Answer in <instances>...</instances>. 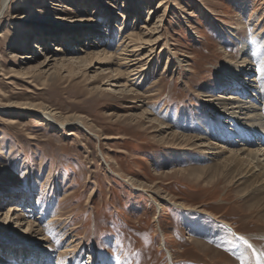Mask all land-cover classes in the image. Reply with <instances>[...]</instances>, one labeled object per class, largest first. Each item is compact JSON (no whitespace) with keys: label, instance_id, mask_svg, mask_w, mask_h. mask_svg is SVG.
Returning a JSON list of instances; mask_svg holds the SVG:
<instances>
[{"label":"rangeland","instance_id":"rangeland-1","mask_svg":"<svg viewBox=\"0 0 264 264\" xmlns=\"http://www.w3.org/2000/svg\"><path fill=\"white\" fill-rule=\"evenodd\" d=\"M67 1L63 6L71 7L73 2ZM162 1L84 0L82 13L60 7L57 12L65 13L46 21L34 15V8L47 7L50 0H8L0 15V254L3 246L33 252L43 246L42 264H237L241 258H233L230 245L219 246L210 238L215 226L229 237L243 238L254 259L259 257L249 241H257L255 235L263 231L256 222L261 213L241 212L248 208L240 199L243 186L200 174L197 168L210 165V157L202 159L181 147L183 138L207 134L216 145H228L214 131L233 125L204 101L237 92L225 91L217 80L228 63L242 61L243 44L252 64L261 65L251 67L264 77V0H165L160 47L165 44L166 50L157 54L140 84L123 90L125 95L116 94L122 89L106 82V73L116 66L97 65L96 55L86 53L115 51L117 40L130 30L154 24ZM124 3L129 5L127 19L121 17ZM93 7L103 8L101 19L91 15ZM21 16L32 22L17 20ZM27 27L32 31L28 38L20 29ZM40 33L47 44L43 53L35 45ZM94 33L103 34L102 40ZM55 46L67 49L55 52ZM50 57L44 68L42 62ZM70 57L78 59L61 68L58 59ZM8 101L51 110L58 121L81 117L82 125L59 127L34 111L7 108ZM9 118L18 122L8 124ZM238 138L233 148L259 147H238L249 140ZM24 192L31 194L36 209L18 213L29 216L40 235L4 220L11 206L21 208L18 202L27 199L9 201L7 195ZM197 239L208 247L205 252L192 243ZM257 244L264 248V240ZM211 248L218 251L215 256Z\"/></svg>","mask_w":264,"mask_h":264},{"label":"bare ground","instance_id":"bare-ground-1","mask_svg":"<svg viewBox=\"0 0 264 264\" xmlns=\"http://www.w3.org/2000/svg\"><path fill=\"white\" fill-rule=\"evenodd\" d=\"M62 1H67V0H50V2L48 3L49 5H46L47 7L40 6L36 8L37 6H35L34 15H37V17H40V18L43 16L44 18H46V21H48V18L50 17L49 20H51L55 18L56 16H58L59 14L65 13L61 11L57 12L58 8L64 7L62 4ZM70 1L73 2V5H71V7L65 6L64 8H66V10H68L71 13L73 12L75 13L76 11L80 12L81 5L84 3L83 2L84 0H70ZM75 2H78V4H75ZM7 3H8V0L1 1L0 15L2 11L5 10V8L7 7ZM106 6H107V3H106ZM128 6H129L128 4L124 3L123 8L127 12L124 11L125 14L121 15L123 19L125 17L127 19L130 13ZM160 7L163 8L162 13L156 17V21L154 22V24H152L150 27L146 25H141L138 31L130 30V32L127 35L117 40V45H116L117 48L115 51L109 52V51H106V49L104 48L101 50H97L96 52L86 53L87 54L86 56L96 55L95 63L97 65L114 64L116 66L115 70L110 71L109 69V71L106 73V74H109L106 77V82H109V85L111 86H119L122 89L121 93H116V94L125 95V91L123 90H127V88L129 87H134L140 84V82H142L146 78L148 71H149L148 69L150 68V64L155 61V58L158 56L157 54L160 55V53L166 50L165 44L160 47L161 39L163 36L162 30L160 28L162 27V24L165 21L164 19L166 18V15H167V6L165 4V0H163L161 3L158 4L157 8H160ZM241 8L245 9L246 5L245 4L242 5ZM91 12H92L91 13L92 16H97L100 19H101V15L105 13L103 8H95V7L92 8ZM134 13L136 14V16L139 15L138 11H134ZM17 20H20V21L27 20L26 22L28 23L32 22V20L26 16L20 19H17ZM147 20L148 19H146V22ZM20 29H22L21 30L22 34H24L27 38L29 37V35L32 36V31L29 30L30 29L29 27L20 28ZM40 32L42 31L40 30ZM40 34L42 35V33ZM40 34H38V36L36 35V41H38L37 42L38 44H35V45L39 46L40 51H42L41 53H43L44 50L47 49L46 47L47 44H45L46 42L45 36L44 35L40 36ZM93 35L96 36L97 38L100 37V39L98 38L97 40H102L103 38L101 36L103 34L94 33ZM111 35L112 34H109L108 36L111 37ZM88 45L93 46V44H90V43ZM247 48L248 46L245 44L241 46L240 53H244L243 55H245L242 61L238 63H234V64L228 63L227 65L228 67L226 68L227 70L224 73H222V76L218 79L219 81L217 80L218 86L220 88L224 89L225 91L227 89L236 88L237 92L228 93V94H225V93L219 94L216 98L218 100H215L213 98V99H210L211 101L208 100L210 102L204 101L205 106L208 107V109L212 110V112L215 111L214 113L215 115L218 114L219 116H224L226 122L228 119L227 124L233 125L230 130L229 129L223 130L224 126H221V128L214 131V136H217L220 139L225 140L227 142L228 145L225 146L227 147V149H224L225 147L222 146V144L217 143L216 145V142L210 141V138L213 137L212 134H207L206 136L201 135L200 137L199 136H189L187 138H183L184 140L182 141V144L184 147H181V148H183L184 151L193 153L194 155L195 154L199 155V157L200 158L202 157V159H206L204 155H207L210 157L209 159L207 158V160H210V165L197 168L200 174L203 175L204 172H207L209 175H211L212 180H214L216 177H222V178L229 179L230 180L229 182L232 183L233 185L238 184L239 186H243L242 196H240L241 197L240 199H242L245 202H248V205H247L248 208L246 210H241V212L243 211V213L245 212L247 214L252 213V215L254 214L258 215L261 213L256 222H259V224L263 227L262 229L263 231H260L261 228H258V230L260 229L259 230L260 233L255 235V237L258 238L257 241L255 242L249 241V239L247 238L248 236L245 238H247L249 243L252 244L257 249L259 253V257H264V248H261L257 244L259 243V240H264V164H263L264 144H262L264 143L263 142L264 140L262 139V136L264 137V77L261 76L259 71L257 70L255 71L254 68L251 67L252 65L254 66L257 65V69H259L261 65L259 66L258 64H252L253 57H251V54L250 52H248L249 50ZM66 49H67L66 47L64 48L61 46H55L52 50H54L55 52L65 53ZM44 55L47 56L46 53ZM23 58H27V57L23 56ZM50 59L51 57L42 62L44 68L49 65V62L51 61ZM76 59L78 58L70 57L68 59L63 58V59H58V60H60V67L63 68L65 67V65H67V63L71 64L73 62H76L75 61ZM52 60H55V59H52ZM83 60H85V58L81 59V61ZM87 60L88 58L85 61ZM94 67L95 66H93V64L90 65V68H94ZM99 68L100 67L97 66L96 69L98 70ZM166 70H167V66H166ZM156 83L157 82H154L149 88H152L153 86H155ZM103 85L105 84L103 83ZM129 91L131 92L132 88L128 89V92ZM128 95L135 96L136 94L128 93ZM243 98H246V99L243 100ZM135 99H136L135 101L136 103L138 102L143 103L142 100L138 101L137 98ZM5 105L7 108H14V110L16 109L17 111H21V112L34 111L36 113H39L49 123H52V124L54 123L56 126H59V127H64L67 124L68 125H71V124L82 125L81 117H73L72 119H70L69 117H65V118H60V121H58L56 117V113H54L51 110H47V109L42 110L41 107H38L36 105H30L28 103L17 104V103H11L10 101H8V103ZM16 118H9L7 120L8 124L17 123L18 121ZM143 118H144V114H143ZM163 128L166 131L170 129L166 125ZM172 135L176 136V134H172ZM240 135L242 136V138L243 136L248 137L249 140H251V142H249V140L246 139L247 141H244L245 142L244 145H242L243 143H239L237 145L238 147L239 146L243 147L247 145L255 146V144H257L259 147L255 149L251 147L245 148V149H240V148L236 149L235 147L233 148L232 147L233 144L238 142L235 138L236 137L240 138ZM182 137H185V136H182ZM233 138L235 140H231ZM2 140L3 139L1 137L0 141ZM259 143H261V145H259ZM260 146L263 147V149ZM184 148H187V149H184ZM1 149L3 150L4 147H1ZM209 175H207V178ZM209 179L210 178H208V180ZM128 181L130 182L131 185H134L133 180L129 179ZM138 187L141 191H143V188H141V186H138ZM27 192H24V193H27ZM20 195L19 194L18 195L17 194L7 195L9 201L14 200V199H19V198H27V199L26 201L22 199L21 201L18 202L20 203L21 208L18 205V207L15 206L14 208L11 209L12 207L11 206L9 210L5 212L4 214L5 219L4 218L3 219L6 221V223L12 221L13 224H16L20 227L26 225V230H22V232H31V233H36L40 235L41 234L40 230L37 228V225L33 221L30 220L29 216H26L25 213L24 214L18 213V212H23L22 209L24 211L25 210L28 211L29 213V212H32L31 209L35 208V206L32 205L31 198H29L31 194L22 193ZM158 198H160V196ZM250 198L252 202L250 201ZM161 199L166 200L167 198L161 197ZM1 202H4V201L0 199V204ZM156 206L158 208H161L159 204H156ZM39 211L40 213L42 212L41 210ZM202 212L203 211H200V216H201L200 218L201 220H204ZM244 217H247V216H244ZM200 222L203 223L204 221H200ZM221 224L223 228H227L226 226L229 225L225 222ZM211 229H212V232H210V236L212 237L210 238H213L216 242H218L219 246L226 247L230 245V248L228 249L232 251L233 258L235 254L241 258L239 261L236 262L237 264L242 263V262H244V264L245 262L246 264H251V263L253 264L254 261H256L259 258L258 257L257 259L256 258L254 259L255 253L252 250H250L249 246H247L246 243L243 242L244 240L243 238H240L237 235H235L236 238L229 237V235L223 232V229H221L220 227L217 228L214 226ZM230 230H233V229L230 228ZM200 233H204V232L202 231ZM42 240L45 241V239H42ZM234 242H237L239 246L235 244L233 246ZM192 243L195 244L196 246H199L203 252H205L206 248H208L206 244H203V242L198 239L193 240ZM45 248L46 247L40 246L38 248V252L37 251L33 252V250L27 251L22 248L21 250L19 249L16 250L11 247L3 246V248L1 249V254H0V264H8V263L11 264L12 262L18 263L19 261L20 262L18 264H27L26 260L29 261V264H42L43 260L41 261L39 256H42L41 258H43V255L44 256L46 255L47 251H45ZM42 250L44 251V253H42ZM4 252L6 253V255H3ZM213 252H214L213 256H215L218 253V251L216 250H213ZM168 255L170 256V254ZM95 256L96 255H94V257ZM228 256L232 258L231 255H228ZM10 259H13V260L11 261ZM169 259H170V263H172L171 257ZM258 260L256 261L258 262V264H264V260H259V261Z\"/></svg>","mask_w":264,"mask_h":264},{"label":"snow or ice","instance_id":"snow-or-ice-1","mask_svg":"<svg viewBox=\"0 0 264 264\" xmlns=\"http://www.w3.org/2000/svg\"><path fill=\"white\" fill-rule=\"evenodd\" d=\"M258 259H259V260H264V257H259Z\"/></svg>","mask_w":264,"mask_h":264}]
</instances>
